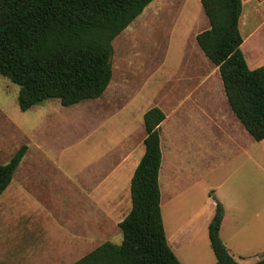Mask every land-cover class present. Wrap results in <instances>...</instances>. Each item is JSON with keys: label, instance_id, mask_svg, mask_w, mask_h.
<instances>
[{"label": "rangeland", "instance_id": "374dc122", "mask_svg": "<svg viewBox=\"0 0 264 264\" xmlns=\"http://www.w3.org/2000/svg\"><path fill=\"white\" fill-rule=\"evenodd\" d=\"M243 1L241 49L253 69L264 64V2ZM204 17L195 0L151 1L113 39L111 80L96 99L69 106L48 99L21 111L19 87L0 75V163L20 145L27 146L0 195V264H71L104 241L121 242L117 223L131 207L128 172L144 153L145 130L143 135L138 129L139 138L134 133L141 110L158 106L168 115L165 143L187 161V134L171 131L172 110L179 91L186 89L175 85L200 82L201 70L212 65L194 39L205 28ZM251 30L256 32L247 36ZM126 146L127 162L102 185L97 179L119 162ZM221 158L216 155L209 164L196 160V169L190 166V175L195 171L193 199L170 205L175 222L184 223L204 201L214 208L227 186L234 197L237 192L239 198L250 195L252 176L259 177L264 195V171ZM188 165H194L192 156ZM208 165L213 174L206 177ZM206 243L209 247L208 238ZM208 251L214 257L210 247ZM234 257L240 264L257 261L254 256Z\"/></svg>", "mask_w": 264, "mask_h": 264}, {"label": "trees", "instance_id": "16d2710c", "mask_svg": "<svg viewBox=\"0 0 264 264\" xmlns=\"http://www.w3.org/2000/svg\"><path fill=\"white\" fill-rule=\"evenodd\" d=\"M153 0H0V75L16 84L21 111L48 99L69 106L100 97L112 75V41ZM208 28L195 35L217 67L231 111L253 140L264 138V64L250 69L241 50V0H200ZM165 114H143L144 153L130 180L131 207L117 223L119 244L104 241L71 264H181L169 247L160 209L159 125ZM27 146L0 163V195ZM223 207L215 203L207 234L214 264H240L219 236ZM254 264H264V257Z\"/></svg>", "mask_w": 264, "mask_h": 264}, {"label": "crops", "instance_id": "0c3cea01", "mask_svg": "<svg viewBox=\"0 0 264 264\" xmlns=\"http://www.w3.org/2000/svg\"><path fill=\"white\" fill-rule=\"evenodd\" d=\"M195 1L200 3V0ZM241 1L243 7L244 1ZM260 2H264V0H260ZM242 16L243 11L239 18V27ZM205 20L204 29L208 28V21ZM255 32V30H251L247 36ZM195 35L196 33L194 39ZM201 54L204 56L202 52ZM210 64L212 63L210 62ZM199 79H201L200 82L194 81L190 85H183V83L175 85L176 90L182 87H186V89L183 88L179 91L178 103L172 110L174 124L171 131H174L178 136H180V131H186L187 161L181 156L178 148L170 147L165 143L166 130L164 128L168 120L167 114L159 125L161 162L158 171V186L161 216L167 243L181 264H214L215 262V256L212 257L208 251L210 244L208 247L206 243L208 238L206 231L214 214L215 204L213 208V206H207L209 202L204 201L203 203L207 204L187 214L184 223L175 222L177 216L173 212L174 208L170 206L171 204L190 202L193 199L191 188L194 184L195 171L193 169H196V160L201 164H209L210 161L214 163V157L220 155L223 162L232 161L239 165L249 163L257 170L264 171L261 164V161L264 162V138L259 141L253 140L231 111L217 67L212 64L210 69L201 70ZM150 107L152 106L140 111L141 121L134 131L137 138L142 136L140 133L138 134V129L140 132L143 131L144 135L143 114ZM118 144L113 149L117 148ZM125 151L119 162L115 163V166H110L109 170L102 173L101 177L97 179H102V185L110 180L117 170L123 168L127 162V146ZM191 156L194 165H188ZM140 158L135 160L128 172L129 189L132 174ZM190 166L193 168L192 175H190ZM206 171V177L213 174L209 170V165ZM252 179L249 186L251 190L247 191L250 195L239 198L237 192V196L234 197L235 193L232 194L231 186H227L219 196V202L223 204L224 208L219 236L233 258L235 255L241 258L254 256L258 260L257 255L264 253V229L259 227L264 225V195H261L259 177L255 179L252 176ZM126 183L127 173L125 185ZM129 210L130 207L127 206V213ZM196 241L199 243L194 244Z\"/></svg>", "mask_w": 264, "mask_h": 264}, {"label": "water", "instance_id": "95a60500", "mask_svg": "<svg viewBox=\"0 0 264 264\" xmlns=\"http://www.w3.org/2000/svg\"><path fill=\"white\" fill-rule=\"evenodd\" d=\"M264 257V253H261L260 255H258V258H263Z\"/></svg>", "mask_w": 264, "mask_h": 264}]
</instances>
